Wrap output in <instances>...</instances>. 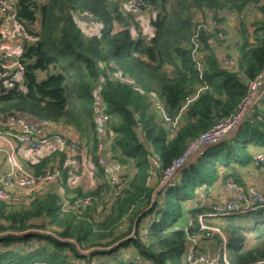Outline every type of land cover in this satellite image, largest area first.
Returning a JSON list of instances; mask_svg holds the SVG:
<instances>
[{
    "label": "trees",
    "instance_id": "trees-1",
    "mask_svg": "<svg viewBox=\"0 0 264 264\" xmlns=\"http://www.w3.org/2000/svg\"><path fill=\"white\" fill-rule=\"evenodd\" d=\"M14 3L27 31L26 69L21 81H0V114L73 125L92 132L97 146L95 106L101 98L110 116L103 154L120 178H125L124 168L132 177L123 189L113 188L95 147L105 180L96 189L74 187L63 166L68 151L60 147L57 187L33 194L27 202L0 199V264H192L189 236L198 238L197 256L225 253L233 264L263 261L264 206L205 217L225 236L224 248L219 233L201 228L199 216L207 209L192 203L223 173L242 185L239 169L253 164L255 152L264 150V105L235 136L207 148L174 182L156 189L163 171L193 139L237 108L247 80L262 70L264 0H143L137 12L115 0ZM252 3L259 8L251 18L220 21L234 46L220 48L205 28L198 29L208 23L209 10L242 11ZM143 11L153 13L150 36L140 23ZM78 13L100 23V34H85L75 19ZM194 41L199 44L196 57ZM234 53L239 58L227 70L223 61ZM160 107L173 118L180 115L175 129L165 124ZM151 157L160 167L148 184ZM55 159L37 164L35 175L47 172ZM88 196L89 204L78 202Z\"/></svg>",
    "mask_w": 264,
    "mask_h": 264
},
{
    "label": "built area",
    "instance_id": "built-area-1",
    "mask_svg": "<svg viewBox=\"0 0 264 264\" xmlns=\"http://www.w3.org/2000/svg\"><path fill=\"white\" fill-rule=\"evenodd\" d=\"M127 7L132 11L140 10L143 5V0H125ZM14 0H0V42L5 44V48L0 50V81H21L26 69V65L22 61L23 53L26 47V27L20 22L17 15V8L14 5ZM259 8V3H252L244 10H226L220 9L209 10L208 23H202L199 28H205L211 35L210 41L220 48H229L234 46L235 42L232 40L227 32V28L222 26L221 20L232 22L233 20H247L254 16ZM90 21L92 18L87 16ZM199 50L198 42H193V56L196 57ZM238 53H234L223 61V66L227 70L234 69ZM197 66L202 67L201 60L197 59ZM110 75L111 71L107 70ZM246 94L237 106V108L225 119L216 123L208 131L201 133L198 137L193 139L184 153L172 164L163 171L162 179L156 190L160 191L167 184L174 182L184 168L194 162L207 148L220 144L221 142L231 139L238 132L239 128L256 112V109L264 105V66L262 70L254 77L249 78L246 82ZM199 96V92L186 102L187 106L190 102ZM163 121L170 130L175 129L179 124L180 115L173 118L163 107H160ZM95 112L97 117V146L96 153L99 165L104 173L110 179L112 187L119 190L123 189L131 178L129 173L124 172L125 178H120L107 162L104 156L107 138V126L110 121V116L107 114L105 104L99 98ZM8 123L13 129L15 138L21 144L28 146L34 150H41L47 142V136L44 129L52 124L48 119L29 120L24 114L13 113L8 116ZM58 145L72 153L82 152V145L63 134H57L55 138ZM150 168L148 170L147 183L150 184L157 177V170L160 163L157 159L150 158ZM252 163L255 167L260 168L264 165V150L258 151L253 155ZM19 171L18 182L24 188H31L36 184H43L53 180L56 176L55 172L47 171L45 173L35 175L23 171L16 167ZM10 174L0 176V199L11 200L12 202H19L21 196L10 188ZM220 191L226 197L224 201H212L213 193L209 188H203L194 204L196 207L206 208V212L199 216L201 228L203 230H210L217 232L223 237L224 248L226 247V238L223 233L213 226L205 223V217H218L233 214H241L255 210L264 206V192L249 187L247 190L239 184L231 175H226L221 183ZM156 194V193H155ZM154 194V196H155ZM91 197L79 198L78 202L81 204H89ZM101 203V202H99ZM134 236V232L130 234ZM190 248L188 252V261L192 264H233L227 255L216 254L213 258L208 254L202 253L196 255L195 247L198 245V238L196 236L188 237ZM248 264H264L263 261L250 262Z\"/></svg>",
    "mask_w": 264,
    "mask_h": 264
},
{
    "label": "crops",
    "instance_id": "crops-1",
    "mask_svg": "<svg viewBox=\"0 0 264 264\" xmlns=\"http://www.w3.org/2000/svg\"><path fill=\"white\" fill-rule=\"evenodd\" d=\"M115 1L122 2V6L124 5L123 7L128 8L126 3L124 2L125 0ZM139 18L141 19V26L143 25V23H146V28L144 27L145 29L143 30L144 33L148 34V31L150 33L152 30L148 29L151 28L149 23L151 14L143 11L140 14ZM75 19L80 28L85 32V34H100L101 24L96 22L95 20L90 21L87 15H80V13H78L76 14ZM146 19L147 22L145 21ZM1 43L2 42H0V50H3L5 47H3ZM12 133H14V131L8 123V117L4 114H0V176L10 174V188L18 193L23 201H29L31 199V195L33 194L52 189L54 186L57 187V185H59V182H61V171L59 170L60 163L58 162V159L60 158L59 155L60 152H62V148L60 149V146L54 138L56 133L65 134L68 138L80 142L83 147L82 153L76 154L77 152H67V155L64 158L63 166L70 173V180H68L69 184L74 187H81L84 190H90L98 188L100 184H102V182L105 180L103 172L101 171L99 165H97L96 163V146L94 141L92 140V132L82 133L77 129V127L73 125H59L52 122L51 125L44 129V133L48 138L46 144L41 150H34L26 145L21 144V142H18L16 140L17 138L15 139ZM53 155H56V159L49 164V167L47 168L49 170L47 171L53 170L55 172L56 179L54 178V182L45 185L36 184L31 188H24L20 186L18 182L20 171L16 167L21 168L27 173L35 174V166L42 162L45 158ZM109 157H111L110 154L108 156V159ZM109 161L112 165H116L114 159L110 158ZM124 172L126 173L125 168L123 170V174ZM239 172L243 186L254 187L257 190L264 192V167L257 168L253 164H250L246 167L240 168ZM127 173H129L132 177L130 172L127 171ZM222 175L224 177L228 174L223 173ZM223 177L219 178L214 186L209 188V190H211L213 193V197L211 198L212 201H224L226 199V197L220 191V186L222 183L221 181H223L222 179H224ZM59 188L61 193H65V190L62 186H60ZM194 204L195 203L193 202L192 205ZM210 251L212 252L214 251V249L212 248L210 249Z\"/></svg>",
    "mask_w": 264,
    "mask_h": 264
},
{
    "label": "rangeland",
    "instance_id": "rangeland-1",
    "mask_svg": "<svg viewBox=\"0 0 264 264\" xmlns=\"http://www.w3.org/2000/svg\"><path fill=\"white\" fill-rule=\"evenodd\" d=\"M139 11V10H138ZM135 12H137L136 10H135ZM146 13H149V14H153L152 12H150V11H146ZM146 22H147V19L145 20ZM144 25V26H143ZM143 25H142V29L144 30L145 28H146V23H143ZM145 27V28H144ZM150 27L151 28H149L148 30H152L150 33H149V31L147 32L148 33V36H150V34H152L153 32H154V29L152 28V26L150 25ZM234 27V26H233ZM1 45L3 46V47H5V44L4 43H1ZM70 93V92H69ZM16 139V138H15ZM17 141H18V139H16ZM19 142V141H18ZM158 191V190H157ZM189 222H190V220H189ZM186 223H188V219L186 218V219H184V221H183V224H186Z\"/></svg>",
    "mask_w": 264,
    "mask_h": 264
},
{
    "label": "water",
    "instance_id": "water-1",
    "mask_svg": "<svg viewBox=\"0 0 264 264\" xmlns=\"http://www.w3.org/2000/svg\"><path fill=\"white\" fill-rule=\"evenodd\" d=\"M2 91H4V89H2Z\"/></svg>",
    "mask_w": 264,
    "mask_h": 264
}]
</instances>
